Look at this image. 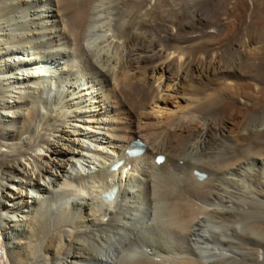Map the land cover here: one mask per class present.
<instances>
[{
  "label": "bare ground",
  "instance_id": "1",
  "mask_svg": "<svg viewBox=\"0 0 264 264\" xmlns=\"http://www.w3.org/2000/svg\"><path fill=\"white\" fill-rule=\"evenodd\" d=\"M43 1L0 0V264H264V0Z\"/></svg>",
  "mask_w": 264,
  "mask_h": 264
},
{
  "label": "rangeland",
  "instance_id": "2",
  "mask_svg": "<svg viewBox=\"0 0 264 264\" xmlns=\"http://www.w3.org/2000/svg\"><path fill=\"white\" fill-rule=\"evenodd\" d=\"M43 2H45V0L43 1ZM146 12H144L143 13V15L145 14ZM61 20L62 21H64L65 20V18H64V16H61ZM118 30V29H117ZM115 31L116 33H118V31ZM85 44H86V41L84 42ZM72 48H75V47H72ZM72 48L70 49V51H71V53H72V55H73V51H72ZM154 72L156 73V76L157 75H161V77H159L158 79L157 78H153L152 79V81H151V87L153 88V90L155 91L156 89H157V87L156 86H159V83L161 82V86L159 87V91H160V93H159V95L160 96H163V97H166V102H161L157 107L159 108V111H157V110H153V111H151V110H149L150 111V113H151V115H152V117H156V118H158V117H163V116H169V115H174L176 112H178L179 111V109H181V108H183L184 106H185V104H186V102L182 99V91H181V89L179 88V84L177 85V82H176V76L174 75V72L171 70V69H155L154 70ZM129 73L130 74H133L134 72H133V70H130L129 71ZM147 73L148 74H151L152 72H151V70H147ZM224 74V73H223ZM175 76V77H174ZM2 76H0V78H1ZM3 77H5V76H3ZM161 78V79H160ZM175 78V79H174ZM41 79H43V78H41ZM45 79V78H44ZM155 79H157V80H155ZM160 79V80H159ZM1 82H6V81H3L2 79L0 80ZM157 81V82H156ZM172 81V82H171ZM154 84V85H153ZM156 84V85H155ZM167 84H168V86H167ZM111 85H113V86H116L117 85V81H111ZM166 85V86H165ZM155 86V87H154ZM163 87V88H162ZM176 87H178L179 88V90H178V88L176 89ZM261 87H264V83L262 84V86ZM118 89H120V87H117ZM167 88V89H166ZM175 88V89H174ZM163 89H165L164 91H163ZM174 90V91H173ZM177 92V93H176ZM13 94V93H12ZM178 94V95H177ZM124 95V94H123ZM123 95H121V99H125V97L123 96ZM172 95L174 96V98L172 97ZM171 96V97H170ZM223 98H225V96H222ZM172 99V100H171ZM182 99V100H181ZM168 100V101H167ZM177 100V101H176ZM176 101V102H175ZM164 103V104H163ZM33 104V100H29V105H32ZM175 106H174V105ZM178 104V105H177ZM180 105L182 106V107H180ZM184 105V106H183ZM121 106H117V107H115L116 108V110L117 111H120L121 110V108H120ZM173 109V111L172 110H170V109ZM166 109V110H165ZM176 111H175V110ZM92 111L91 112H95V111H93V110H95L94 108H92L91 109ZM168 110V111H167ZM138 111L140 112V113H145L147 110H146V108L145 107H140L139 109H138ZM155 111H157V114H156V112ZM3 112V111H2ZM44 112L46 113L47 111H46V109L44 110ZM166 113V114H165ZM3 114L4 115H7V116H5L4 118L6 119V118H10L11 116H12V114H13V111L11 110V111H4L3 112ZM163 116H162V115ZM213 114H211V116H212ZM142 125V123L140 122V121H136V126H141ZM89 130V131H88ZM87 131L89 132V134H94V133H98V128L96 129V128H93V127H90V126H88L87 127ZM92 131V132H91ZM97 131V132H96ZM136 136H137V134H136ZM38 153H40V154H44V153H42V152H44V150L42 151V150H39V151H37ZM90 166H92V165H90ZM20 189H23L22 191H23V194H22V197L23 198H28L30 201H32V200H37L38 198V195H39V193H38V191L35 189V188H32L31 186H28V185H26V184H24V186H23V188H21V187H19ZM18 188V189H19ZM25 191V192H24ZM26 192H28V197H26ZM51 209H47V211H46V213L44 214V216H43V218H45V217H47L48 215H50V213H51ZM14 217H15V219L17 220V219H19V217H20V215L18 214V216L17 215H14ZM18 217V218H17ZM102 227H105V225H102ZM148 233H150V231H147V234ZM151 235H152V233H150ZM155 237H157L155 234H153ZM141 237H143V236H141ZM159 239V238H158ZM135 251V253H138V251L139 250H134Z\"/></svg>",
  "mask_w": 264,
  "mask_h": 264
}]
</instances>
